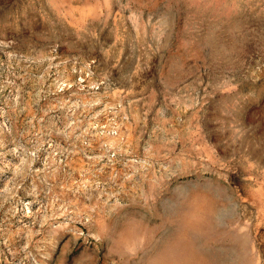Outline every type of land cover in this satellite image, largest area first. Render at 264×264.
Returning <instances> with one entry per match:
<instances>
[{
	"label": "rangeland",
	"instance_id": "obj_1",
	"mask_svg": "<svg viewBox=\"0 0 264 264\" xmlns=\"http://www.w3.org/2000/svg\"><path fill=\"white\" fill-rule=\"evenodd\" d=\"M0 264H264V0H0Z\"/></svg>",
	"mask_w": 264,
	"mask_h": 264
}]
</instances>
